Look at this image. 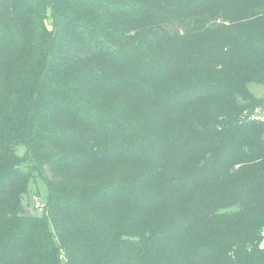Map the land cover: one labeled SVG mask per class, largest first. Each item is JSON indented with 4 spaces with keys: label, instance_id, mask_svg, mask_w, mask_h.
Here are the masks:
<instances>
[{
    "label": "trees",
    "instance_id": "obj_1",
    "mask_svg": "<svg viewBox=\"0 0 264 264\" xmlns=\"http://www.w3.org/2000/svg\"><path fill=\"white\" fill-rule=\"evenodd\" d=\"M252 83L264 0H0V264H264Z\"/></svg>",
    "mask_w": 264,
    "mask_h": 264
},
{
    "label": "rangeland",
    "instance_id": "obj_2",
    "mask_svg": "<svg viewBox=\"0 0 264 264\" xmlns=\"http://www.w3.org/2000/svg\"><path fill=\"white\" fill-rule=\"evenodd\" d=\"M218 23L220 22L218 21ZM189 27L190 26H180L177 28V30H179V33L184 34L186 33V30L189 29ZM148 80L150 84H154L153 79L149 78ZM248 87L255 96L264 97V85L252 83ZM20 149L23 153H25V148L18 146L17 150L19 151ZM43 175L50 176L49 171L46 167L42 170V176ZM42 176L39 174L36 175V177L30 183L28 194L24 196V206L28 211L31 210V215L38 214L35 212V205L37 203H40L42 206H47L49 201L48 185Z\"/></svg>",
    "mask_w": 264,
    "mask_h": 264
},
{
    "label": "built area",
    "instance_id": "obj_3",
    "mask_svg": "<svg viewBox=\"0 0 264 264\" xmlns=\"http://www.w3.org/2000/svg\"><path fill=\"white\" fill-rule=\"evenodd\" d=\"M244 119L249 121H258L264 122V106H259L254 109V111H246L243 115ZM46 210V206H42L40 203L35 205V212L38 214H44ZM260 249L264 251V231L262 232V241L259 245Z\"/></svg>",
    "mask_w": 264,
    "mask_h": 264
},
{
    "label": "water",
    "instance_id": "obj_4",
    "mask_svg": "<svg viewBox=\"0 0 264 264\" xmlns=\"http://www.w3.org/2000/svg\"><path fill=\"white\" fill-rule=\"evenodd\" d=\"M27 216H31V210L28 211Z\"/></svg>",
    "mask_w": 264,
    "mask_h": 264
}]
</instances>
